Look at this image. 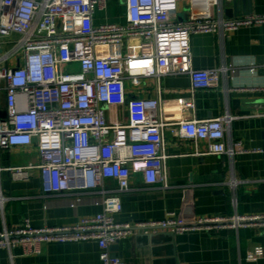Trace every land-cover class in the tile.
I'll return each instance as SVG.
<instances>
[{"label":"built area","instance_id":"built-area-1","mask_svg":"<svg viewBox=\"0 0 264 264\" xmlns=\"http://www.w3.org/2000/svg\"><path fill=\"white\" fill-rule=\"evenodd\" d=\"M123 23H94L107 0H0V150L35 145L45 195L67 191L94 193L102 211L77 223L34 227L24 219L0 231V247L16 245L23 255L47 242L94 240L103 264H125L109 247L138 232L264 228V214L199 217L178 221L119 222L120 193L129 190L131 172L148 184L167 186L164 130L192 140L197 154L230 156L244 152L240 142L225 143L230 117L162 120L158 99H129L125 81L139 77L188 74L190 91L207 89L222 68L195 69L190 35L220 33L264 22V15L215 16L220 0H189L187 17L177 22V0H123ZM141 42L138 54L100 56V47ZM123 107L126 121L109 122L107 109ZM4 111V116L1 115ZM205 142L198 152L197 142ZM31 165L9 169L14 180H27ZM1 170V168H0ZM116 182L115 188L107 180ZM79 200V199H78ZM5 198L0 195V206ZM261 247L245 255L262 257Z\"/></svg>","mask_w":264,"mask_h":264},{"label":"crops","instance_id":"crops-1","mask_svg":"<svg viewBox=\"0 0 264 264\" xmlns=\"http://www.w3.org/2000/svg\"><path fill=\"white\" fill-rule=\"evenodd\" d=\"M220 0L215 16L235 18L264 15V0ZM189 0H177L174 20L187 17ZM232 15L225 10L233 8ZM113 13L107 14V10ZM230 13V14H231ZM123 0H107L104 10H96L94 23H123ZM192 65L195 69L224 68L219 79L207 89L190 91L188 74H169L156 80L139 77L125 81L129 99H158L162 120L209 119L227 116L225 143L240 142L244 152L197 154L190 140L164 130L163 153L167 186L148 185L141 173L131 172L129 190L120 193L119 222L159 221L170 216L178 221L199 217H230L235 214H264V22L240 26L225 35H190ZM141 42L128 38L120 45L100 47V56L138 54ZM109 122H125L123 107L107 109ZM198 152L205 142H197ZM40 157L35 145L0 150V231L17 227L24 219L34 227L77 223L82 217L102 211L94 193L67 191L45 195L42 191ZM31 165L27 180H14L9 169ZM116 187L113 179L107 180ZM79 199V200H78ZM259 246L262 257L250 261L246 252ZM109 253L125 264H264V228L243 227L190 230L183 233L158 230L138 232L109 247ZM0 264H103L94 240L47 242L40 251L23 255L16 245L9 252L0 247Z\"/></svg>","mask_w":264,"mask_h":264},{"label":"water","instance_id":"water-1","mask_svg":"<svg viewBox=\"0 0 264 264\" xmlns=\"http://www.w3.org/2000/svg\"><path fill=\"white\" fill-rule=\"evenodd\" d=\"M234 2V5L236 4V0H233ZM234 11V7L233 8H228V9H226L225 10V13L227 14V15H232L233 13H231V12H233ZM231 13V14H230ZM1 115L2 116H4V111H1ZM172 233V232H171ZM147 234H149V233H147ZM173 234V233H172Z\"/></svg>","mask_w":264,"mask_h":264},{"label":"rangeland","instance_id":"rangeland-1","mask_svg":"<svg viewBox=\"0 0 264 264\" xmlns=\"http://www.w3.org/2000/svg\"><path fill=\"white\" fill-rule=\"evenodd\" d=\"M111 13H113V10L108 9V10H107V14H111Z\"/></svg>","mask_w":264,"mask_h":264}]
</instances>
